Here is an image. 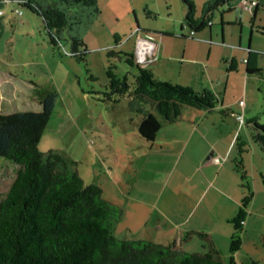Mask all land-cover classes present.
Returning a JSON list of instances; mask_svg holds the SVG:
<instances>
[{
  "label": "rangeland",
  "instance_id": "rangeland-1",
  "mask_svg": "<svg viewBox=\"0 0 264 264\" xmlns=\"http://www.w3.org/2000/svg\"><path fill=\"white\" fill-rule=\"evenodd\" d=\"M5 1L0 0V18L4 19L0 27V70L9 69L34 87L19 88L11 99L0 97V113L34 111L40 108L37 98L52 95V111L38 149L42 153L56 151L73 161L86 184L101 186L105 200L121 207L123 217L114 233L120 239L169 241L187 253L203 254L212 245L223 263L233 257L234 264H264V147L254 140V124L248 122L255 118L264 124V83L249 78L245 94L242 76L226 93L223 89L218 92L219 100L226 105L235 101L230 109L236 113L231 116L230 111L225 113L226 109L217 105L196 116H203L211 126L208 138L215 140V153L222 161L208 168L191 162L183 167L181 161L186 154L175 157L170 150L156 147L161 139L150 144L140 138L137 124L142 115L136 107L143 105L139 100L133 101L127 94L115 96V101L103 100V93H109V67L117 77H126L128 84L134 82L138 36L154 43L162 41L161 63L151 65L157 80L217 93L213 88L217 85V67L180 60L185 39L179 36L182 31L188 33L183 27L181 0H97L98 13L92 7L76 5L69 15L70 23L59 33L60 44L55 46L49 42L40 17L19 2ZM192 1L200 8L206 0ZM220 9L213 12L217 24ZM244 14L249 22L252 13ZM115 35L122 38L117 45ZM73 37L83 43L77 47L78 53L85 51L81 57L73 55ZM186 37L200 39L198 34ZM260 51L259 77L264 79V50ZM130 55L133 65L126 60ZM147 107L152 110V106ZM238 113L243 118L241 123L235 117ZM180 125L177 122L172 129ZM167 144L168 148L177 146L172 141ZM235 162L241 163L253 196L240 232L242 242L232 254L234 224L229 220L237 214L247 193ZM16 169L0 157V198ZM115 197L120 203L114 201Z\"/></svg>",
  "mask_w": 264,
  "mask_h": 264
},
{
  "label": "trees",
  "instance_id": "trees-1",
  "mask_svg": "<svg viewBox=\"0 0 264 264\" xmlns=\"http://www.w3.org/2000/svg\"><path fill=\"white\" fill-rule=\"evenodd\" d=\"M48 1L44 4L39 0H23L18 4L43 20L49 42L54 46L60 44L59 33L70 23L73 7H92L93 12L98 13L97 0ZM222 1L227 0H206L196 16L194 2L181 0L187 8L184 24L191 36L209 26L213 11L222 6ZM114 39V45L122 41L118 35ZM72 42L73 55L83 56L85 51L77 52V47L83 43L76 37ZM251 55L249 51L246 72L260 74L261 70L250 63ZM129 57L126 60L133 65V56ZM226 63L227 72L236 70L235 58ZM135 65L137 75L130 84L126 77L114 75L109 67L106 74L109 93H103V100L115 101V96L125 94L133 101L139 100L143 107H136L142 115L137 132L145 142L154 141L163 125L177 122L183 109L210 112L220 102L213 91L159 81L150 69ZM52 105V95H48L41 100L39 111L0 113V157L17 166L10 186L0 198V264H234L233 257L223 263L212 245L202 254L187 253L174 243L120 239L114 228L122 220L121 207L105 200L101 186L86 184L73 161L56 151L42 153L38 149ZM148 105L152 110L147 109ZM248 122L254 124V140L264 147V124H259L255 118ZM235 169L247 193L241 199L237 214L229 220L234 224L230 242L232 254L242 242L240 232L253 196L240 162H235ZM261 178L264 186V176Z\"/></svg>",
  "mask_w": 264,
  "mask_h": 264
},
{
  "label": "crops",
  "instance_id": "crops-1",
  "mask_svg": "<svg viewBox=\"0 0 264 264\" xmlns=\"http://www.w3.org/2000/svg\"><path fill=\"white\" fill-rule=\"evenodd\" d=\"M9 1L20 2L23 0H7L4 4ZM221 5L222 6L219 11V23L217 24L214 22V15L212 13L211 22H209V26L207 25L200 32L197 33L200 36L199 40H188V37L186 36H191L190 29L185 24L184 26L182 24V26L188 31L187 33L186 31H182L183 27L180 26V32L182 31L181 35L184 36L181 38L185 39L182 40L183 51L180 60L191 63L203 62V64H205V68L217 67L218 72L215 75V79L217 81L215 84L217 85L213 88L217 90V93H214L217 94L218 97V92H220L221 89H223L224 93H226L229 86L234 83V80L239 79V77L242 76H244L242 77V80H239H241L243 90L246 94L247 82L249 78L251 79L256 77L257 81H262L264 83V79L262 77H259L261 73L247 74L246 72V61L248 60L249 51L252 52V55L250 56V63H252V65L254 64L258 69L262 71V67L260 65L261 62L259 58L263 56L261 55L263 53L260 50H264L262 47L264 41V0H258V5L255 8L256 10L251 12L252 16L250 17L249 22L247 21L246 15L244 14L248 11H245L241 8V6L239 5V0L222 1ZM195 7V15L199 16L202 6L200 8H197V6L195 5ZM186 10L187 8L184 6L181 10L182 16L185 15ZM236 11L238 12L236 13ZM3 22L4 19L0 18V27L2 26L1 23ZM167 30L168 29H166L165 32H169ZM164 35L168 36L169 34ZM191 37H195V35ZM154 44L156 51L154 59H152V61L149 62L145 66V68L150 69L153 73L152 76L155 78V70L153 68L154 66L151 65L157 64V61L161 63L164 48L162 46V41ZM197 53H199V57L197 56ZM231 58H235L237 60V67L235 71L227 72L226 60H230ZM180 85L191 86L190 84ZM32 86L34 87V84H32L31 81L28 83L26 82V80H22V78H19L14 72L12 73L11 71H9V69H7V71L0 70L1 98L6 97L7 95V97L11 99L13 93L19 88H32ZM191 88L193 87L191 86ZM37 99L39 101L40 105L38 106H40V108L38 107L39 109H36L34 111L41 110V99ZM234 102L235 101H231L226 105L225 103L220 101L218 105L222 109H226L225 113L230 111L231 116H233L236 112L232 111L230 108L235 107V104H233ZM242 105L244 106V103H242ZM217 107L218 106H216L215 108ZM191 110L197 114H193ZM200 111L202 110H195L189 108L183 109L181 118L177 121L181 122L182 126H177L178 128L174 130L172 128L177 124V122L173 124L168 123L166 125H163L157 133L155 140L150 142V144H154L155 141L157 143L158 139H161V144L163 145L156 144V147L160 148L159 150H161L162 148L166 151L170 150V153H172L173 156L178 157L180 155V158L183 157L182 154H186V158L184 160L182 159L183 162L181 161L183 167H185L187 163L189 164V162H191L194 165L198 164L199 166L208 168V166L214 164L210 161V159H212V157L214 156H217L215 153L216 147L213 143L215 140H211L208 138L211 126L206 125L205 120H203L202 118L203 116H201V118L199 119L196 116L198 115V113H200ZM238 115L239 113L236 114V116ZM240 117L241 119H243L242 116ZM170 141L176 143L177 146L175 148H168L167 143ZM193 158L196 159V161H194ZM113 199L114 201H119V203L121 201L118 197H115ZM168 242L160 244H167Z\"/></svg>",
  "mask_w": 264,
  "mask_h": 264
},
{
  "label": "built area",
  "instance_id": "built-area-1",
  "mask_svg": "<svg viewBox=\"0 0 264 264\" xmlns=\"http://www.w3.org/2000/svg\"><path fill=\"white\" fill-rule=\"evenodd\" d=\"M239 5L243 10L253 12L258 5V0H239ZM155 52V44L152 41L137 37L133 58L136 64L145 67L154 59ZM237 120L239 122L242 121L241 117L237 118ZM210 161L214 164H219L220 157L215 156Z\"/></svg>",
  "mask_w": 264,
  "mask_h": 264
},
{
  "label": "water",
  "instance_id": "water-1",
  "mask_svg": "<svg viewBox=\"0 0 264 264\" xmlns=\"http://www.w3.org/2000/svg\"><path fill=\"white\" fill-rule=\"evenodd\" d=\"M237 12H238V11H236V13H237ZM136 30H138L137 27H136ZM139 37L142 38L141 36H139ZM142 39H144V38H142ZM145 40H147V39H145Z\"/></svg>",
  "mask_w": 264,
  "mask_h": 264
}]
</instances>
